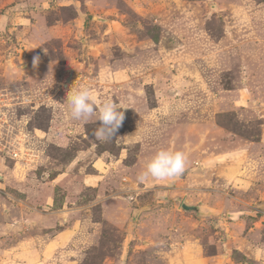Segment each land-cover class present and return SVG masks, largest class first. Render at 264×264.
Segmentation results:
<instances>
[{"label":"rangeland","instance_id":"rangeland-1","mask_svg":"<svg viewBox=\"0 0 264 264\" xmlns=\"http://www.w3.org/2000/svg\"><path fill=\"white\" fill-rule=\"evenodd\" d=\"M72 87L119 102L112 140L69 118ZM9 91L35 97L41 162L9 177L0 252L35 221L68 233L34 264H264V0H0ZM162 149L184 172L138 182Z\"/></svg>","mask_w":264,"mask_h":264},{"label":"built area","instance_id":"built-area-1","mask_svg":"<svg viewBox=\"0 0 264 264\" xmlns=\"http://www.w3.org/2000/svg\"><path fill=\"white\" fill-rule=\"evenodd\" d=\"M35 102L28 91L0 95V197L8 195L9 177L24 179L41 162V137L37 135L41 130L31 126L26 112L35 108Z\"/></svg>","mask_w":264,"mask_h":264},{"label":"clouds","instance_id":"clouds-1","mask_svg":"<svg viewBox=\"0 0 264 264\" xmlns=\"http://www.w3.org/2000/svg\"><path fill=\"white\" fill-rule=\"evenodd\" d=\"M44 52L47 53L46 48ZM39 63L40 56H34L33 66L37 67ZM64 102L70 119L85 125L93 118L101 122V126L93 133L95 139L101 142L112 140L125 118L119 102L113 99L101 102L95 91L87 87H72ZM186 162L187 157L182 151L159 150L137 175V181L147 183L150 180L167 181L179 177L185 170Z\"/></svg>","mask_w":264,"mask_h":264},{"label":"crops","instance_id":"crops-1","mask_svg":"<svg viewBox=\"0 0 264 264\" xmlns=\"http://www.w3.org/2000/svg\"><path fill=\"white\" fill-rule=\"evenodd\" d=\"M64 214V213H63ZM16 224V222H15ZM13 225V224H12ZM30 232H35L36 234H30L28 237L18 240L16 244L10 246L7 250H1L0 252V262L5 261L4 256L6 253H11V255L16 257L17 260H20L18 264H34V261H39L41 263L43 256L45 255L47 248L57 242V247L54 251L58 249L64 240L67 239V231L59 232L52 240H45L41 236V225L35 221L29 222V225H24ZM71 232L70 228L68 230ZM1 241V239H0ZM49 241V242H48ZM66 242L64 243V245ZM44 259V258H43ZM34 262V263H33Z\"/></svg>","mask_w":264,"mask_h":264},{"label":"water","instance_id":"water-1","mask_svg":"<svg viewBox=\"0 0 264 264\" xmlns=\"http://www.w3.org/2000/svg\"><path fill=\"white\" fill-rule=\"evenodd\" d=\"M182 209L185 211H196V212L199 211L198 207L190 206L187 203L182 204Z\"/></svg>","mask_w":264,"mask_h":264}]
</instances>
